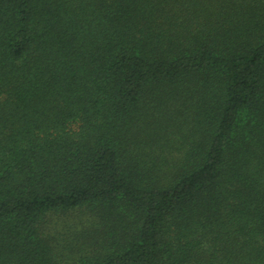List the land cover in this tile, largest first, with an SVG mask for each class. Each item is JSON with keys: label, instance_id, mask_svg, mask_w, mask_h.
<instances>
[{"label": "trees", "instance_id": "16d2710c", "mask_svg": "<svg viewBox=\"0 0 264 264\" xmlns=\"http://www.w3.org/2000/svg\"><path fill=\"white\" fill-rule=\"evenodd\" d=\"M0 264H264V0H0Z\"/></svg>", "mask_w": 264, "mask_h": 264}]
</instances>
